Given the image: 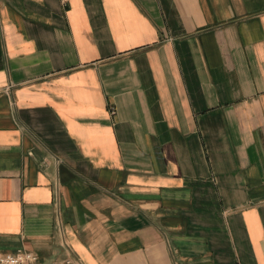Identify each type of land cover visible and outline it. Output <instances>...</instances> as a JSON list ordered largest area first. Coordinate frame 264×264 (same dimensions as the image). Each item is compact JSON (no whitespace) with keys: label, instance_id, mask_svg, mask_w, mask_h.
Returning a JSON list of instances; mask_svg holds the SVG:
<instances>
[{"label":"crops","instance_id":"obj_1","mask_svg":"<svg viewBox=\"0 0 264 264\" xmlns=\"http://www.w3.org/2000/svg\"><path fill=\"white\" fill-rule=\"evenodd\" d=\"M17 249L264 264V0H0V251Z\"/></svg>","mask_w":264,"mask_h":264},{"label":"built area","instance_id":"obj_2","mask_svg":"<svg viewBox=\"0 0 264 264\" xmlns=\"http://www.w3.org/2000/svg\"><path fill=\"white\" fill-rule=\"evenodd\" d=\"M112 110V109H111ZM37 257L35 254L24 249H17L13 252L0 251V264H34ZM60 264H73L67 259Z\"/></svg>","mask_w":264,"mask_h":264}]
</instances>
